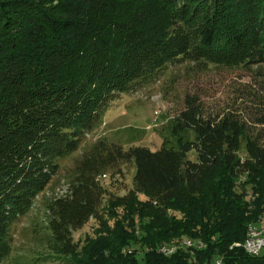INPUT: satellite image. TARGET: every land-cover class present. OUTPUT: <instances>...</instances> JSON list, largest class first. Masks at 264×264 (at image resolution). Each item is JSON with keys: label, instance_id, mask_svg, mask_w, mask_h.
Wrapping results in <instances>:
<instances>
[{"label": "trees", "instance_id": "obj_1", "mask_svg": "<svg viewBox=\"0 0 264 264\" xmlns=\"http://www.w3.org/2000/svg\"><path fill=\"white\" fill-rule=\"evenodd\" d=\"M263 24L264 0H0V220L28 205L52 171L42 158L70 146L113 91L189 46L220 54L262 43ZM184 129L193 138L176 147L105 150L104 160L132 163L133 187L102 205L100 264H209L212 253L221 264H264V252L242 248L248 225L264 218V144L227 116L182 110L171 131ZM93 153L79 164L86 181L59 205L67 218L94 206L102 153ZM4 232L0 221V255ZM191 239L196 248L157 250ZM129 242L144 248L143 263L122 251Z\"/></svg>", "mask_w": 264, "mask_h": 264}, {"label": "rangeland", "instance_id": "obj_2", "mask_svg": "<svg viewBox=\"0 0 264 264\" xmlns=\"http://www.w3.org/2000/svg\"><path fill=\"white\" fill-rule=\"evenodd\" d=\"M263 31L256 34L259 39L264 36ZM263 43L255 41L249 47L220 54L189 46L180 57L132 80L124 90L113 91L107 103L95 111L91 122L76 129L70 146L42 158L45 164L50 162L52 171L32 189L28 205L16 206L0 220L7 240L0 264L103 262L106 241L97 232V221L103 217L102 205L109 195H122L133 187L132 163L104 160L105 150L131 145L156 149L162 143L176 147L178 141L192 139L191 130L171 131L174 118L182 110L196 111L201 118L237 119L264 144V122H255L264 119ZM90 152L102 153L95 163H101L98 171L92 175L99 193L91 194L95 199L89 212L70 219L69 210L62 211L59 205L69 198L76 182L86 181L87 175L78 177L79 164ZM251 224L264 225V218ZM187 241L160 245L157 250L161 252V247L171 245L184 247ZM143 250L138 243L122 246V251L131 252L129 255L139 263H143ZM217 254L210 256L212 262L221 259Z\"/></svg>", "mask_w": 264, "mask_h": 264}, {"label": "bare ground", "instance_id": "obj_3", "mask_svg": "<svg viewBox=\"0 0 264 264\" xmlns=\"http://www.w3.org/2000/svg\"><path fill=\"white\" fill-rule=\"evenodd\" d=\"M247 232H254L255 230H258L256 232V241H264V225H255V224H251L247 227ZM185 243H188V244H193V242L191 240H188L187 242ZM195 245H197L195 242H194ZM185 246H193V245H185ZM167 249V251H161L162 253L164 254H168V253H171L172 251L176 250V246H164V247H161V249ZM242 248L244 249L245 253L247 254H250V255H257V254H260L262 252H264V248H258L257 250L253 249L247 242H243L242 244ZM217 262L216 264H221V259H216L214 260L212 263H215Z\"/></svg>", "mask_w": 264, "mask_h": 264}, {"label": "built area", "instance_id": "obj_4", "mask_svg": "<svg viewBox=\"0 0 264 264\" xmlns=\"http://www.w3.org/2000/svg\"><path fill=\"white\" fill-rule=\"evenodd\" d=\"M258 230H255L254 232H245L243 241L247 242L253 249L257 250L258 248H264V241H256V232ZM183 245H193L195 247V244H188L184 243ZM196 248V247H195ZM160 251H167V249H160ZM210 263V264H216Z\"/></svg>", "mask_w": 264, "mask_h": 264}]
</instances>
